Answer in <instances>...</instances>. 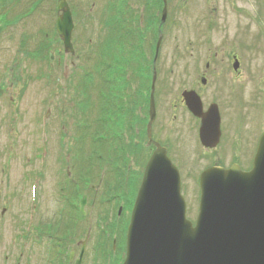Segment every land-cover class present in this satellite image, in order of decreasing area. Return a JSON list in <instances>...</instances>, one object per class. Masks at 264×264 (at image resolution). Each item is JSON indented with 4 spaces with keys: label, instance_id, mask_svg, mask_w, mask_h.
<instances>
[{
    "label": "rangeland",
    "instance_id": "obj_1",
    "mask_svg": "<svg viewBox=\"0 0 264 264\" xmlns=\"http://www.w3.org/2000/svg\"><path fill=\"white\" fill-rule=\"evenodd\" d=\"M66 1L73 12L72 53L62 49L56 30L59 0H0V262L4 241L7 244L24 224H80L77 233L67 231L64 246L68 247L84 238L85 226L109 224L99 245L107 257H99L97 264L121 262L133 204L152 154L146 135L150 89L143 87L152 84L153 58L158 120L151 134L161 143L170 140L172 154L181 163V190L191 220L198 215L202 169L216 160L227 165L229 157L224 141L210 152L199 139L195 142L189 129L192 124L178 106L181 90L187 88L183 67L196 77L210 62L208 73L214 74L202 94L208 101L214 94L224 119H233L225 134L228 143L236 141L246 152L242 167L250 168L251 162H246L256 149L255 144L247 150V137L251 135L252 144L253 137L264 131V0ZM165 4L164 37L157 49V27ZM115 6L122 14L111 10ZM211 13H215L212 21ZM136 17L143 20L138 34L133 31ZM118 18L122 31L115 34ZM216 23L218 28H213ZM114 35L120 37L116 42L111 40ZM137 36L145 43L138 48L136 60L141 54L149 56L143 63L145 76L138 81L134 79L141 73L135 60ZM234 53L242 61L238 80L232 70ZM105 71L112 83L111 100H115V106L109 101L104 104L107 131L101 130L107 122L104 116L101 120L100 111ZM135 86L141 94L133 92ZM121 138L116 162L111 154ZM105 144L112 148L104 161L99 156ZM176 147L177 151L183 148L177 155ZM78 175L82 177L78 187L89 179L72 199L71 212L69 205L59 202L60 191L63 188L66 195L65 188ZM75 189L70 186L69 195ZM31 243L25 259L44 252ZM86 254L90 256L89 251Z\"/></svg>",
    "mask_w": 264,
    "mask_h": 264
},
{
    "label": "water",
    "instance_id": "obj_2",
    "mask_svg": "<svg viewBox=\"0 0 264 264\" xmlns=\"http://www.w3.org/2000/svg\"><path fill=\"white\" fill-rule=\"evenodd\" d=\"M57 10L61 13L56 30L65 51L72 53V11L66 0H59ZM166 11L165 4L162 21ZM187 101L194 114L202 118V143L215 146L220 135L216 105L203 113L198 97L188 96ZM155 116L152 95L148 125L151 142ZM155 145L132 212L123 264H264V135L251 170L242 171L233 165L202 172L195 225L185 216L179 174L166 149Z\"/></svg>",
    "mask_w": 264,
    "mask_h": 264
},
{
    "label": "flooded vegetation",
    "instance_id": "obj_3",
    "mask_svg": "<svg viewBox=\"0 0 264 264\" xmlns=\"http://www.w3.org/2000/svg\"><path fill=\"white\" fill-rule=\"evenodd\" d=\"M121 3H123V1L118 3V5L120 6V8H121V5H122ZM120 8L117 7V6H115V9H114L115 12L118 11L119 12L118 14H122ZM129 10H131V7L129 8ZM205 13H206L205 14V16H206L208 14V12L205 11ZM214 14L215 13H211L209 15V20L210 21H212V19H214L213 18V16H215ZM205 16H202L201 19H203ZM136 21H134V23H133V27H134L133 31H134V33L138 34V32H139V28L138 27L140 25H143V23H142L143 20L142 19L141 20H138V18H137ZM118 22H120V19L119 18H118ZM149 25H150V27L153 26V22H149ZM164 26H165V22H161V24L157 27V31H158L157 42H158V40H159L160 37H161V43L163 42V37H164L163 29H164ZM215 26L218 28V24L217 23L216 24H213V28ZM198 37H199V34L197 33L196 39ZM119 38L120 37L117 36L116 40H119ZM144 43H145V41H141L140 38H139V36H137L136 43L134 42V49H136L135 51L137 53L136 56H135V60H136V57H138L140 55V52H139L138 48L139 47H143L142 45ZM155 47H157V45ZM159 47H161V45ZM126 53H127V51H126ZM119 54L117 56H120ZM231 57H232V59L234 60L235 63L237 62L239 64V67H240V63H242L241 58H240V55L234 53L233 55H231ZM147 59H149V56H146L145 54H141V57L136 60V62L141 66V73L140 72L137 73V75L134 77V79H137V81L139 79H141V75H142V78H144V76H145V71H144L145 65L143 63L146 62ZM155 64H156V60H155V58H153V70L152 71H153V74L154 75H153V78H152V84H151V86L149 85V87H147L148 86V84H147V85H145V87H143V90L144 89H147V90L150 89V93H149V119H148V123H147V127H146L147 145L150 147L152 153H153V151L156 148L155 143H158V144L162 145L164 148H166L167 149L168 156L170 157V159L172 160V162L176 166H178V168L180 170V173H181V163L178 162V160H177L178 157L172 154V148H171L170 140H168V141H166L164 143H161L157 139H155L154 136L152 135V142H150V137H149V134H148V125H149V122H150V103H151V97H152V95H153V98H154V102H156V100H155V91H157L156 90L157 76L155 75V73H157V71L155 70ZM234 64H233L232 70H234V73L236 75L235 78H236V80H238L239 79L238 76H241L240 73H241V70H243V68H237V69H235V65ZM209 68H210V62H207L205 64V69H201L200 73L198 72L197 76L196 77H193V76H190L188 74V70L186 71V69L183 67V69H184L183 70V73H184V76H185L184 78H185V81H187L186 82V87L187 88H183L181 90V93H180V96H179L180 97V101H181V105L179 104L178 106H180V108L182 110H185V112H186V119L188 120L187 121L188 124H190V122L192 124V125L189 126V129H190V132L192 133V135L194 137L195 142L197 141V139H199V142L201 144V141H200V130H201V126H202V118L200 116H197L196 114H194L193 111H191V109L188 106L187 97L188 96H189V98L190 97H195V98L198 97L199 100L202 103V112L203 113H206L212 105H216V107L218 109L219 116H220V137H219V142L213 148L205 147L202 144H201V146H202L203 149H205L206 151H209L210 152L213 149H217L218 146L224 141L226 143L227 147H228L227 148L228 149L227 156L229 157V164L225 165L224 163L220 162V160H216V161H213V162L207 164L204 168H206L208 166H212V165L231 166L232 164H236V163L239 164L242 167V166H244L243 165V161H244L246 152L243 150V147L241 149L240 143H237L236 141L234 143L233 142H229L228 143L229 136H226V134H225V130H228L230 128V126H231L230 125V122H233L232 121L233 119L230 118V117L228 118L229 121L228 120L226 121L224 119V116H223V108L221 106V103L218 100H215V95L214 94L212 95V97L210 98L211 100H209V101L206 99L205 95L202 94V92H203L202 91V88H204L206 86L207 81L209 80V76H211L212 74H214V72L208 73ZM105 75H106V71L104 72V79H103L104 80V86H103V89H102L103 91H102V94H101V97H100V98H102V108L103 109L101 108L100 111L103 113V115L101 117V120H102V118L104 116L105 117V120L107 122V127H105L104 129H101V130L107 131V129L109 127V124H108V118L109 117H106V114H105V105L104 104L106 103V101H109V102H112V105L115 106V100L114 99H113V101L111 100L110 91L109 90H111V88H112V83H111V81L108 78H106ZM242 76H243V74H242ZM222 78H223V76L221 77V80H222ZM231 84H233V83H231ZM154 85H155V87H154ZM133 92H137L138 94H141L142 90L139 91L138 86L137 87L135 86V89L133 90ZM193 102H195V100ZM155 110H156V116H155V119H154L152 125L154 124V122L156 120H158L157 119L158 116H157L156 103H155ZM121 117H122V115H121ZM236 120H237V118H236ZM120 122H122V121H120ZM129 122H131V121H129ZM129 122L125 121V124L129 125ZM152 125H151V128H153ZM176 126H178L179 128H181V126H179V125H176ZM119 127L121 128L122 125H119ZM134 128H135V124H134ZM151 132H152V129H151ZM113 133L115 134L116 131H114ZM263 134H264V131H262L261 134H259L257 136H254L253 137V141L255 140V142L252 143V144H251V135H249L247 137V141L248 142L246 141V143H247V150H248V148L251 149V147L253 149L254 146H255V144H256L255 147L257 149L258 144H259V141H260V138H261V136ZM103 138L106 141V138L104 137V135H103ZM122 140H124V138L123 139L122 138L121 139H117V141H116L117 146L115 147L114 154H113V152L111 154L112 159L114 161H116V162H117V160H116L117 159V155H116L117 153L116 152H118L119 145H120V143H121ZM108 147H109V149H107ZM230 147L234 148L236 150V152H235V150H233L232 152H230V149H229ZM111 148L112 147H110V145H106L105 144V146H104V152L101 155V158L104 161L108 158L107 156H109V152H110ZM256 149H255V152H256ZM180 150H183V148L182 147H179V150L177 151V147H176L175 150L173 149V152L177 155L178 154L177 152H179ZM255 152H254L253 157L251 159H247V162L246 163H250V162L252 163V160L254 158ZM230 161H231V163H230ZM249 167H251V166H249ZM242 168L243 169H248V168H245V167H242ZM91 192L93 194V191H91ZM134 203H135V201H134ZM66 218H68V216H66ZM61 219H60V221H61ZM64 219L65 218L63 217V220ZM91 237H92V235H89L87 238L84 237L83 239H80L77 242L76 245L71 246V248L69 249L66 257H63V255L65 256V254H62L63 252L61 253V256L62 257H59L60 256L59 255V252H58L59 248H58V245H57V246H54L53 247V250L51 251V253L49 255H47L45 252H42V253L41 252H39V253L36 252L35 253L36 254V257H30V258H26L25 259L23 257L24 254H21L20 259H18L15 262V264H62V262H63L64 259H67L66 260V263H68V264H76L77 262L82 263V260H83L84 264H97V263H94V262H97L99 260L98 259V250H97V246H95V244H96L95 240L94 241L92 240V242H91ZM84 240H86V242H84ZM113 245H114V247H116L115 240H114V244ZM4 246H6V244H4ZM41 247L43 248V246H41ZM84 250H85V253H84ZM43 251H44V248H43ZM86 251H89V254H90L89 257H87ZM71 255H72V257H71ZM8 262H9V264H11L10 260L9 261L8 260L7 261H4L3 259H1V263L2 264H8Z\"/></svg>",
    "mask_w": 264,
    "mask_h": 264
},
{
    "label": "trees",
    "instance_id": "obj_4",
    "mask_svg": "<svg viewBox=\"0 0 264 264\" xmlns=\"http://www.w3.org/2000/svg\"><path fill=\"white\" fill-rule=\"evenodd\" d=\"M113 12H115V10H113V9H111ZM117 14L119 13L118 11L116 12ZM119 23V22H118ZM119 28H118V24H117V30H116V32H115V34H118V29H121L122 30V25L119 23ZM116 38H117V35H114L113 37H112V39L111 40H114L115 42H116ZM99 158H100V156H99Z\"/></svg>",
    "mask_w": 264,
    "mask_h": 264
}]
</instances>
